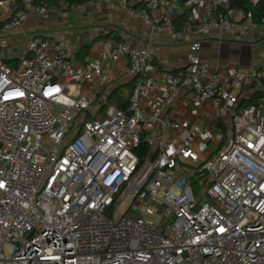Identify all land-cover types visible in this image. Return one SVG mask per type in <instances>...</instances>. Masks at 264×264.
Masks as SVG:
<instances>
[{
  "label": "built area",
  "instance_id": "2783aa9c",
  "mask_svg": "<svg viewBox=\"0 0 264 264\" xmlns=\"http://www.w3.org/2000/svg\"><path fill=\"white\" fill-rule=\"evenodd\" d=\"M20 1L0 0L4 32L54 10ZM88 3L116 6L147 31L142 45L112 41L107 54L126 61L129 105L109 104L115 80L97 58L78 65L71 43L32 37L16 66L0 58V264H264V98L240 107L264 66L212 73L199 54L242 11L229 0ZM244 19L253 24L251 12ZM159 35L192 39L181 71L154 69ZM182 97L207 106L204 125L224 121L226 133L204 130L216 156L203 160L200 133L172 115Z\"/></svg>",
  "mask_w": 264,
  "mask_h": 264
},
{
  "label": "crops",
  "instance_id": "0c3cea01",
  "mask_svg": "<svg viewBox=\"0 0 264 264\" xmlns=\"http://www.w3.org/2000/svg\"><path fill=\"white\" fill-rule=\"evenodd\" d=\"M17 1L18 0H13L15 5L19 6ZM79 8L80 6H75L68 11L75 12ZM111 8L114 9L119 16L118 25L115 29L113 37L119 36L122 40L127 42L142 45L147 34L145 27L140 22L130 20L116 6H111ZM57 9H64L63 2L60 3V8ZM7 10L8 9H0V24L6 19V16L9 15ZM207 10L208 8H205L204 11L200 10V12L195 14L198 18L204 20L205 17H207ZM44 20H47V18H34L23 25L21 29L10 32H4L0 27V47L12 49L13 51L19 42L24 43L21 54H17L14 51L10 54L4 53V55L0 56V58H23L26 55V42L32 37H43L48 40L66 41L64 39H59L58 34H51L50 32L54 26L51 25V21L46 25L43 22ZM178 23V26L182 27L183 22L180 19ZM235 23L237 26L232 34L224 35L220 30H212L211 33H209L207 37L202 40L201 51L199 52L200 57L203 61L209 64L210 71L212 73L222 70H226L228 72L234 70L235 68H242L250 73L257 72L261 75V69L264 66V23L261 25L252 24L250 27L247 26L243 12L237 13ZM191 40L192 39H188L181 45H171L166 37L162 35L157 36L152 47L155 55L154 69L158 70L157 73L163 71H181L185 67L184 58L189 52L188 44H190ZM87 41L88 40L85 39V42L81 45L76 44L73 40L72 42H69L76 46L78 50L77 54L83 46H91L90 52L85 58L82 60L76 58V63L78 65L84 66L89 59L97 58L102 62L105 71L110 74L112 79L115 80L114 87L125 86L133 82V79H125L121 77V74L126 67L125 60L113 65L107 58V54L111 51V42L115 41L113 38H105L104 40L102 39L97 42H94L93 39H91L90 42ZM8 52L9 51L6 53ZM261 80L262 81L258 86L259 89L256 88L257 84H250L245 87L244 98L240 107H242L244 102L251 99H255L257 104L260 102V99L256 98V96L259 93L264 94V79ZM206 110V105L192 104L189 97H182L174 109L171 110L174 118L190 120L191 131H197L200 133L201 137L196 143H198L199 149L202 152L203 160L209 158L213 154L209 145H203V143L206 142V136H204L205 128H218V125L225 128V125L223 124L224 121H222L223 123L212 125L210 123L209 125H204L203 114ZM225 122L227 123L229 120L226 118Z\"/></svg>",
  "mask_w": 264,
  "mask_h": 264
},
{
  "label": "rangeland",
  "instance_id": "374dc122",
  "mask_svg": "<svg viewBox=\"0 0 264 264\" xmlns=\"http://www.w3.org/2000/svg\"><path fill=\"white\" fill-rule=\"evenodd\" d=\"M55 10L47 17V20L43 22L47 25L51 21V25L54 26L50 32L53 35L58 34L59 39H64V42H75L81 45L85 42V39L90 42L93 39L94 42L104 40L105 38H113L115 29L118 25L119 16L111 6H106L100 3L85 4L80 6L75 12L68 11V9H57L60 5L53 7ZM24 43H18L15 50L5 49L0 47V56L16 52L21 54ZM9 51L8 53H6ZM18 56V55H17ZM106 98V97H105ZM104 98V100H105ZM48 146H51L48 144ZM195 148L199 151L201 158L202 152L199 149L198 143L194 144ZM210 149L213 151V156H216L215 146L209 144ZM149 220L155 221V218ZM11 247L7 245L5 252L10 254Z\"/></svg>",
  "mask_w": 264,
  "mask_h": 264
},
{
  "label": "trees",
  "instance_id": "16d2710c",
  "mask_svg": "<svg viewBox=\"0 0 264 264\" xmlns=\"http://www.w3.org/2000/svg\"><path fill=\"white\" fill-rule=\"evenodd\" d=\"M40 2L43 0H39ZM231 4V8L242 11L244 13L251 12L253 17V24L261 25L264 22V0H260L259 3L254 6L250 3V0H229ZM19 6H21V1H17ZM67 3L69 6V9H72L75 6H82L89 2V0H51V2L47 3L48 7H54L55 5H60V3ZM179 19L184 22L186 20V14L181 15ZM2 23L0 24V27L2 28ZM181 28V27H179ZM113 39L115 41H121L122 38L119 36H114ZM91 46L85 45L81 48L80 52L77 54V59H83L85 58L89 52H90ZM4 63L7 64L10 67H14L19 63V59H3ZM134 89V82L125 85V86H118L115 87L112 91L111 95L109 96V104H115L118 108L125 109L129 105V98L133 92ZM256 98L263 99L264 94L259 93L257 94ZM257 101L255 99H251L249 101H246L243 103L241 108L249 107V106H256ZM220 128L224 129L222 126L218 125ZM224 132L226 133L225 129ZM148 148L143 145L141 149L137 152V155L141 159L144 158L145 154L147 153Z\"/></svg>",
  "mask_w": 264,
  "mask_h": 264
}]
</instances>
